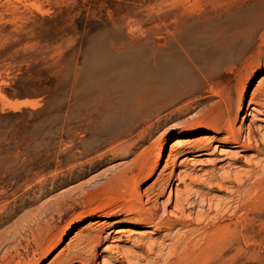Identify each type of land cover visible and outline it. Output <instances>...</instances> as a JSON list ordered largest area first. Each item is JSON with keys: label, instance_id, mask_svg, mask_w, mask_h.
Wrapping results in <instances>:
<instances>
[{"label": "rangeland", "instance_id": "374dc122", "mask_svg": "<svg viewBox=\"0 0 264 264\" xmlns=\"http://www.w3.org/2000/svg\"><path fill=\"white\" fill-rule=\"evenodd\" d=\"M117 66L121 74L80 89L79 71L97 77ZM263 86L264 0H0V233L26 221L32 228L0 247V264H11L16 250L31 264L173 263L165 233L131 226L124 214L92 216L124 206L114 177L141 163L154 170L141 192L162 183L161 173L183 179L160 200L161 214L173 212L176 190L186 189L230 208L224 219L210 212L208 221L176 228L174 237L232 228L204 248V259L181 264H232L233 256L235 264H264V189L249 197V183L240 195L233 189L262 177L264 156L255 142L240 147L214 129L227 102L237 128L248 117L244 127L261 143L264 115L249 102ZM64 123L76 130L62 139ZM103 124L112 131L82 147ZM39 135H56L54 154L34 146ZM190 140L206 145L184 152L179 141ZM70 148L73 155L60 158Z\"/></svg>", "mask_w": 264, "mask_h": 264}, {"label": "bare ground", "instance_id": "6f19581e", "mask_svg": "<svg viewBox=\"0 0 264 264\" xmlns=\"http://www.w3.org/2000/svg\"><path fill=\"white\" fill-rule=\"evenodd\" d=\"M120 66L114 67L112 69L105 70L100 69L99 76H84V70H81L78 72V77L80 78V89L85 91L86 89L91 90L92 89V83L95 80L104 81L108 73L110 72L114 77L121 74V72H118V69ZM113 70V71H112ZM122 69L121 71H123ZM90 79V81L87 80ZM108 80V79H106ZM248 94V92H247ZM228 101L231 103V100L228 99ZM240 102V108L245 109V103L243 100ZM255 105L258 112L262 115H264V86L259 89V93L255 95L252 100L249 102V108ZM254 109V111L256 110ZM74 110L70 107L68 113H72ZM233 114L230 110V107L227 102H225L224 108L221 110L220 114L218 113L219 121L218 124L215 125L214 129H222L227 134V140L231 144H236L237 146L242 147H249L254 142L256 143L255 149L258 156H264V135L260 136V139L262 140L261 143H258L256 141V132L255 129H252V127H244V124L247 122V118H243V124L240 128H237V123L240 121V117H236L233 120ZM104 128L101 126L99 127V130H91L93 133V137H91L89 140H87L82 147H89L90 145H98L101 141V138L103 136H107L109 132L112 131V128L109 127L107 124H103ZM65 128V129H64ZM101 129V133L98 134V132ZM191 129V128H189ZM76 130V127L73 126L70 123H64L63 127L60 128V133L62 139L68 138L69 133L70 137L72 136L73 132ZM56 130L54 129H45L44 133L42 135H47L49 133H54ZM39 135L37 137L38 141H34V146L41 149V151H45L46 154H54L56 152V147L52 146V141L55 140L56 135H50L48 138V141H44L43 136ZM179 144L181 145V148L184 150V152L188 153H198L200 150L204 149V146L206 145L203 141H186V143H183V141H179ZM61 148V147H60ZM74 148H70L67 150H60V158L63 157L64 154H68V156H72L74 153ZM259 167L262 168V177L258 178V175H249V177L242 181L241 183H233L234 187L233 189H236L235 193L241 192V189L244 188L246 184L249 183V189L245 193L246 196H253L256 191L263 190L264 189V164L262 159L259 161ZM140 167L134 166L133 169H126L123 173L118 174L114 177V182H116V186L118 187V191L121 194L120 200L124 202V206L119 209H110L108 212L99 211L98 213H93L92 216H98L102 217L103 215L106 216V218H111L113 216L120 217L123 214L125 215V218L127 217V221L131 222V226H135L138 228H144L148 227L151 229L165 233L164 238L170 243L171 245H162L163 248H166L165 250L169 251V255H171L172 259L171 261H174L171 264H181V263H194L199 262L202 259H204L205 252H202L204 248H213L217 241L220 242L221 238L226 235L227 233L232 234V228L229 225H215L213 229H206L205 232L202 234L201 230H198L197 228H194L193 230L187 231L183 234V237H180L179 235L173 236V232L176 230V228L180 229H189L192 228L193 223L197 221L198 223H201L203 221H208L210 219V212H215L216 216H221L222 219L227 217L228 212L230 211V208L223 210L220 206H216L215 208L204 198L203 194L200 191H194L193 189H186L185 191L179 193L176 190L175 195V202L173 198L171 197V194L169 196V203L174 202V211L169 213H163L161 214V208L162 205L160 203V200L166 196L169 189L171 190V193L174 192L175 184H174V178L179 180L180 182L183 181L181 179V176L176 175L175 173L164 175L161 173L159 176L161 178V182L159 181L157 183H154L150 188H148L146 191L141 192L139 190L140 187V181H142L143 178L147 179V177H152L154 175V170L151 171L148 169V163H141ZM159 167V161L156 162V168ZM186 178V176L184 177ZM193 181V180H192ZM195 182V181H193ZM179 186V185H177ZM195 186V185H194ZM121 190V191H120ZM234 201V200H233ZM154 203L151 207H149V204ZM64 202L60 203L58 206L60 209L64 206ZM208 208V209H207ZM196 209H199L198 212H195ZM190 213L187 215V212ZM118 214V215H117ZM44 215L43 209H40L38 211V214L35 217V220L39 222L41 217ZM85 217L84 219H86ZM87 220V219H86ZM85 220V221H86ZM82 223V219H77L74 221L73 225L77 226L78 223ZM27 226L21 225L20 228H17L13 231L12 235H8V233H0V247L3 246L6 243H9L10 241L21 238L24 235L25 231H31V223L28 224V221H26ZM220 223V222H219ZM218 224V223H217ZM26 228L28 230H26ZM74 229V226L71 228ZM70 229V230H71ZM70 232V231H69ZM150 234H154L152 231H148ZM118 233H121L118 232ZM70 234V233H69ZM196 235V236H195ZM195 236V242L197 241L196 237L200 238V241L204 242L200 246L199 244H196L192 242V238ZM94 242V240H90L89 243ZM151 247L153 245H150ZM159 248V252L162 253L165 251L164 249ZM149 253L154 252V248H150ZM199 251V252H198ZM198 252V253H197ZM221 252H224L222 250ZM15 256L12 257V263L11 264H31L27 258L23 255H20L18 251H15ZM201 253V254H199ZM84 257V254L80 255L78 259H82ZM159 258V257H158ZM73 258L68 259L67 262L63 264H73ZM170 262V261H169ZM232 264L236 263V257L233 256L231 258ZM9 264V263H7ZM148 264H158V260L152 258L151 261H148ZM170 264V263H169Z\"/></svg>", "mask_w": 264, "mask_h": 264}]
</instances>
